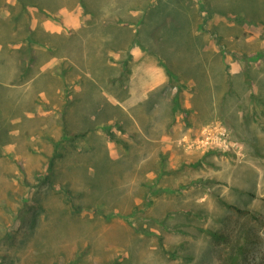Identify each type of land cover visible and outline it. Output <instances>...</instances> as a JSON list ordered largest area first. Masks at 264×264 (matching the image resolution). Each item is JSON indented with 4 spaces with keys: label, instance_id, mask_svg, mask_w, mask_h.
Here are the masks:
<instances>
[{
    "label": "rangeland",
    "instance_id": "374dc122",
    "mask_svg": "<svg viewBox=\"0 0 264 264\" xmlns=\"http://www.w3.org/2000/svg\"><path fill=\"white\" fill-rule=\"evenodd\" d=\"M0 264H264V0H0Z\"/></svg>",
    "mask_w": 264,
    "mask_h": 264
},
{
    "label": "built area",
    "instance_id": "2783aa9c",
    "mask_svg": "<svg viewBox=\"0 0 264 264\" xmlns=\"http://www.w3.org/2000/svg\"><path fill=\"white\" fill-rule=\"evenodd\" d=\"M217 139H219V138L217 137ZM206 140L209 141V140H211V139L207 137Z\"/></svg>",
    "mask_w": 264,
    "mask_h": 264
},
{
    "label": "trees",
    "instance_id": "16d2710c",
    "mask_svg": "<svg viewBox=\"0 0 264 264\" xmlns=\"http://www.w3.org/2000/svg\"><path fill=\"white\" fill-rule=\"evenodd\" d=\"M231 208H233V207H231ZM234 209V208H233ZM234 210H236V209H234Z\"/></svg>",
    "mask_w": 264,
    "mask_h": 264
},
{
    "label": "crops",
    "instance_id": "0c3cea01",
    "mask_svg": "<svg viewBox=\"0 0 264 264\" xmlns=\"http://www.w3.org/2000/svg\"><path fill=\"white\" fill-rule=\"evenodd\" d=\"M109 100V99H108ZM109 102V101H108Z\"/></svg>",
    "mask_w": 264,
    "mask_h": 264
}]
</instances>
